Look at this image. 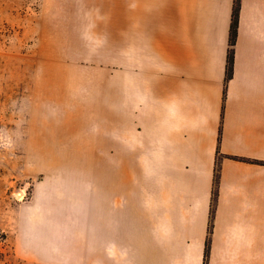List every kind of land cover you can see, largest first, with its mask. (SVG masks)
<instances>
[{
	"label": "crops",
	"instance_id": "obj_1",
	"mask_svg": "<svg viewBox=\"0 0 264 264\" xmlns=\"http://www.w3.org/2000/svg\"><path fill=\"white\" fill-rule=\"evenodd\" d=\"M110 1L91 30L107 56L57 75L36 134L44 159L80 163L36 184L16 254L204 264L210 239L208 264H264V0H241L228 81L235 0Z\"/></svg>",
	"mask_w": 264,
	"mask_h": 264
},
{
	"label": "rangeland",
	"instance_id": "obj_2",
	"mask_svg": "<svg viewBox=\"0 0 264 264\" xmlns=\"http://www.w3.org/2000/svg\"><path fill=\"white\" fill-rule=\"evenodd\" d=\"M110 3L0 0V264H39L15 252L20 208L32 199L36 184L80 162L44 159L47 149L37 142L38 125L59 104L53 90L57 75L107 56L105 34L91 30L107 26ZM149 163L125 161L124 167Z\"/></svg>",
	"mask_w": 264,
	"mask_h": 264
},
{
	"label": "trees",
	"instance_id": "obj_3",
	"mask_svg": "<svg viewBox=\"0 0 264 264\" xmlns=\"http://www.w3.org/2000/svg\"><path fill=\"white\" fill-rule=\"evenodd\" d=\"M240 8H241V0H235L233 15H232L231 28H230V38H229L230 47H229V52H228L226 81H228L230 78H232V76L234 74V61H235L234 45H235L237 38H238ZM219 174H220V168H219V164H218L216 167V172H215L216 183L218 182ZM213 212H214V209H212V215H213ZM209 241H210V239H208V241H207L208 247L206 249L205 263L204 264H208Z\"/></svg>",
	"mask_w": 264,
	"mask_h": 264
},
{
	"label": "built area",
	"instance_id": "obj_4",
	"mask_svg": "<svg viewBox=\"0 0 264 264\" xmlns=\"http://www.w3.org/2000/svg\"><path fill=\"white\" fill-rule=\"evenodd\" d=\"M24 191H25V190L23 189V190H22V193H24ZM21 196H25V195H24V194H21Z\"/></svg>",
	"mask_w": 264,
	"mask_h": 264
}]
</instances>
